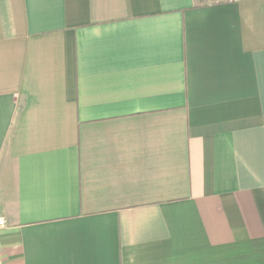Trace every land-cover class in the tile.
<instances>
[{
  "label": "crops",
  "instance_id": "crops-1",
  "mask_svg": "<svg viewBox=\"0 0 264 264\" xmlns=\"http://www.w3.org/2000/svg\"><path fill=\"white\" fill-rule=\"evenodd\" d=\"M0 260L264 264V0H0Z\"/></svg>",
  "mask_w": 264,
  "mask_h": 264
},
{
  "label": "built area",
  "instance_id": "built-area-1",
  "mask_svg": "<svg viewBox=\"0 0 264 264\" xmlns=\"http://www.w3.org/2000/svg\"><path fill=\"white\" fill-rule=\"evenodd\" d=\"M217 1L216 3H225V2H235L238 0H214ZM5 221L3 219L0 218V226L4 225ZM0 264H5L2 260H0Z\"/></svg>",
  "mask_w": 264,
  "mask_h": 264
},
{
  "label": "rangeland",
  "instance_id": "rangeland-1",
  "mask_svg": "<svg viewBox=\"0 0 264 264\" xmlns=\"http://www.w3.org/2000/svg\"><path fill=\"white\" fill-rule=\"evenodd\" d=\"M202 1H203V0H202ZM203 2L208 3V4H214V3H216L217 1H214V0H204Z\"/></svg>",
  "mask_w": 264,
  "mask_h": 264
},
{
  "label": "trees",
  "instance_id": "trees-1",
  "mask_svg": "<svg viewBox=\"0 0 264 264\" xmlns=\"http://www.w3.org/2000/svg\"><path fill=\"white\" fill-rule=\"evenodd\" d=\"M203 1L202 0H197V4H199V5H209L208 3H205Z\"/></svg>",
  "mask_w": 264,
  "mask_h": 264
}]
</instances>
